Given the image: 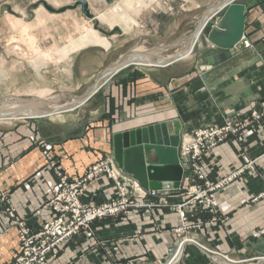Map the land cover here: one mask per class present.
<instances>
[{
  "label": "crops",
  "instance_id": "1",
  "mask_svg": "<svg viewBox=\"0 0 264 264\" xmlns=\"http://www.w3.org/2000/svg\"><path fill=\"white\" fill-rule=\"evenodd\" d=\"M223 1L208 0L204 8L211 4L219 8ZM244 14L243 39L230 50V58L217 64L206 61V56L219 51L208 44L206 48L200 46L197 59L192 56L166 67L152 66L150 63L161 56L156 54L154 44L148 45L147 38L133 48L123 50L125 46L121 45L114 50H102L97 57L83 51L73 56L70 60L72 75L76 71L80 74V77H73L79 84L77 90L82 83H90V87L83 95L72 98L83 97L95 84H103L104 75L118 63L124 64L110 77L107 87L91 96L90 99L97 95L98 103L90 115L99 114L82 127L75 129L71 122L74 118L64 112L39 116L30 122L23 118L20 121L0 119V263L11 260L18 249L17 229L3 210L6 202L2 196L6 194L7 205L34 225L36 210L54 192L56 176L53 167L44 159L42 147H52L65 173L76 177L96 160L113 157V134L165 123L169 136L178 133V137H174V157L179 163L178 148L184 133L210 122H220L222 116L230 115L234 109L242 108L245 113L258 100H264V0H246ZM103 39L108 42L106 36ZM245 40L249 46L244 45ZM81 56L83 60L90 56L89 63L84 60L79 64ZM179 67L182 68L180 72ZM240 97L247 101L236 103ZM29 101L34 103L27 106L29 111L33 109L34 115L47 107L39 98ZM45 102L49 104L53 100ZM55 115L60 118H54ZM259 123L264 124V116L201 158L207 177L212 181L256 158L254 168L247 169L216 194L219 208L216 223L190 234L203 246L226 254L237 264L251 261L248 264H264L254 258L259 253L253 247L260 240L250 237L254 229L264 225V201L254 200L264 189L261 177L264 127L259 128ZM171 154L168 152L166 158ZM146 158L152 163L158 161L154 151ZM162 165L168 167L167 163ZM162 173L167 174V169ZM88 186L89 194L96 190V201L106 199L113 191L111 182L103 177L90 181ZM180 197L175 194L167 198L177 201ZM40 217L49 219L50 210L42 209ZM195 218L206 219L207 216L197 210L191 221ZM178 219L176 212L153 207L97 221L92 233L84 231L60 246L47 264H160L170 258L176 247L177 235L173 228ZM200 246L187 244L176 264H233L224 256L216 255L222 258L219 262L211 256V251L208 253Z\"/></svg>",
  "mask_w": 264,
  "mask_h": 264
},
{
  "label": "rangeland",
  "instance_id": "2",
  "mask_svg": "<svg viewBox=\"0 0 264 264\" xmlns=\"http://www.w3.org/2000/svg\"><path fill=\"white\" fill-rule=\"evenodd\" d=\"M45 1L52 7L59 8L63 5L73 4L76 0ZM87 1L100 26L111 28L116 25L122 33L107 36L108 42L105 43L103 34L93 28L94 19H88L79 7L66 9L61 13H53L46 10L40 0H0V112L10 109L12 111L16 105L25 106L27 103L33 105L34 103L29 101L33 98L37 100L39 98L48 108H54L69 104L73 100V96H81L86 93L90 83L87 85L82 83L83 85L77 90L79 84L73 77H80V74L76 71L73 76V68L70 65V60L79 52H87L88 55L97 57L105 49L114 50L121 45L125 46L123 50L136 47L138 44L141 45V41L146 38L149 39V46L152 44L156 46L155 52L161 57L189 49L190 36L199 17L206 9L204 5L208 0ZM35 2L38 3V6L29 8V5ZM29 9L32 13L29 12ZM94 36L97 38L94 39ZM86 37L93 38V42L87 45H78ZM141 48L142 46H139V49ZM86 49L87 51H85ZM83 57L79 58V64L84 60L88 64L90 56L85 57L84 60ZM191 58L192 55H189L183 60ZM178 71H182V68L179 67ZM96 96L75 110L64 112L70 114V118H74V121L71 122L75 124H73L75 129L82 127L83 124L91 121L92 117L99 114L96 112L94 115H90L98 103ZM47 99L53 100V103L48 104L45 102ZM246 101V98L240 97L236 103L240 104ZM19 106L17 107L24 111ZM25 112L29 113L30 111ZM59 114H63V112ZM230 114L237 125L245 121L248 126L264 116V100H258L245 113L241 108L234 109ZM253 114H257L259 117H254ZM59 116L55 115L54 118H60ZM0 119L22 120L11 115L2 116ZM258 127L263 128L264 124L259 123ZM238 133L239 131L230 136ZM45 148L53 156L55 165L58 164L60 169L65 172L59 163L57 152L52 147L45 146ZM7 216L9 217L8 213ZM9 219L11 225L14 226L13 219L11 217ZM191 233L187 235L190 236ZM190 237L196 240L193 236ZM197 242L204 251L208 253L211 251L213 254L210 253V255L215 256L219 262L222 258L216 255H222L230 263L237 264L236 260L229 258L226 254L203 246L202 242ZM182 256L183 254L179 260ZM1 263L6 262L2 261Z\"/></svg>",
  "mask_w": 264,
  "mask_h": 264
},
{
  "label": "built area",
  "instance_id": "3",
  "mask_svg": "<svg viewBox=\"0 0 264 264\" xmlns=\"http://www.w3.org/2000/svg\"><path fill=\"white\" fill-rule=\"evenodd\" d=\"M244 45L249 46V42L245 40ZM230 115L222 116L220 122L201 125L182 135L178 151L183 175L180 185L172 189L144 187L132 175L125 173L112 156L96 160L82 174L70 177L58 164L55 165L56 162L47 148L42 147L45 159L54 169L55 189L42 207L36 210L37 220L34 225L29 224L12 206L7 205L6 194L2 196L6 202L3 210L13 219L18 238V249L6 264H47L48 259L56 256L60 246L84 231L92 233L95 222L126 214L131 210L153 207H164L179 215L178 224L173 228L177 235L176 247L170 258L160 263L176 264L187 244L200 245L187 234L201 230L204 226H212L218 220L216 194L247 169L254 168L255 159H252L214 181L209 180L203 170L202 156L248 124L244 121L237 125ZM253 115L259 117L257 114ZM261 176L264 183V172ZM101 177L111 182L113 191L106 199L96 201L97 192L94 190L89 194L88 184ZM183 181L186 183L184 186ZM175 194L181 196L177 201L167 198ZM258 199L264 201V189L254 198ZM42 209L50 210L49 219H41ZM197 210L206 214L207 218H195L191 221ZM250 237L255 241L264 239V225L254 229ZM254 258L264 261V256L261 255Z\"/></svg>",
  "mask_w": 264,
  "mask_h": 264
},
{
  "label": "water",
  "instance_id": "4",
  "mask_svg": "<svg viewBox=\"0 0 264 264\" xmlns=\"http://www.w3.org/2000/svg\"><path fill=\"white\" fill-rule=\"evenodd\" d=\"M40 2L46 10L53 13H61L66 9L79 7L88 19H94L93 28L100 31L104 36L107 37L121 33V29L118 26L111 28L100 26L98 20L95 19V15L90 10L87 0H76L73 4L63 5L59 8L52 7L45 0H40ZM245 2L246 0H225L219 8H215L214 4L209 5L199 17L194 31L190 36V40L193 41V46L189 52L183 49L166 57L158 58L151 62L150 65L166 67L189 55L197 59L200 46L206 48L208 44H211L219 50L206 56V61L209 64L221 63L230 58V50L241 41L244 35ZM37 6L38 3L35 2L30 4L29 8H36ZM29 12L32 13L30 9ZM122 66L124 64L118 63L117 67L104 75L103 84H95L83 97L73 98L69 104L54 108L44 107L36 115L23 116V119L30 122L39 116H48L75 110L87 102L98 89L107 87L110 77ZM19 107L26 108L27 105ZM12 113L13 111L10 110L3 111L0 112V117L9 116ZM174 135L169 136V129L165 123L150 124L119 131L113 134L112 137L114 160L118 166L131 173L146 188H177L182 180L183 169L178 163L177 158L174 157V147H176L174 139L178 137V133L176 132ZM151 151H154V155L158 158L157 162L152 163L146 158L151 155ZM168 152H172V154L169 158H166ZM163 163H167L168 167L163 168ZM166 169L168 173H162ZM161 175H166L167 177ZM253 250L259 253V255L264 256V239L260 240L253 247Z\"/></svg>",
  "mask_w": 264,
  "mask_h": 264
},
{
  "label": "bare ground",
  "instance_id": "5",
  "mask_svg": "<svg viewBox=\"0 0 264 264\" xmlns=\"http://www.w3.org/2000/svg\"><path fill=\"white\" fill-rule=\"evenodd\" d=\"M57 4H58V2H57ZM216 8V7H215ZM114 26H116V25H114ZM104 36V35H103ZM97 37H95L94 36V39H96ZM93 42V38H91V37H86V38H84V40L81 42L80 41V43L78 44V45H87V44H89V43H92ZM189 43H191V45H190V47H189V49L187 48L186 49V51L187 52H189V50L192 48V46H193V41H189ZM186 52V53H187ZM46 56V55H45ZM188 57V56H187ZM33 59V58H32ZM40 59V58H39ZM36 61V60H35ZM37 63V62H36ZM42 63V62H41ZM35 65H37V64H35ZM38 67H39V65H38ZM1 75V74H0ZM72 102V101H71ZM17 106H19V105H16V107H14L13 109H12V111H13V113L11 114V116H13V117H16V118H23V116H28V115H34V112L33 111H30L29 112V109H28V107L27 108H23L25 111H28L29 113H26L25 111H23L22 109H19ZM27 106H29V104L27 105ZM10 111H11V109H10ZM9 262V261H8ZM7 263V262H6ZM6 263H0V264H6Z\"/></svg>",
  "mask_w": 264,
  "mask_h": 264
}]
</instances>
